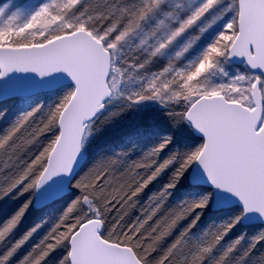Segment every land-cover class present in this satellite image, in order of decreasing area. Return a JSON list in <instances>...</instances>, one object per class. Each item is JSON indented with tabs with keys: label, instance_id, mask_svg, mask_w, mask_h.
<instances>
[{
	"label": "snow or ice",
	"instance_id": "snow-or-ice-1",
	"mask_svg": "<svg viewBox=\"0 0 264 264\" xmlns=\"http://www.w3.org/2000/svg\"><path fill=\"white\" fill-rule=\"evenodd\" d=\"M7 103L0 201L25 199L0 264L41 229L9 241L28 210L70 191L15 264H264V0L0 4V120Z\"/></svg>",
	"mask_w": 264,
	"mask_h": 264
},
{
	"label": "trees",
	"instance_id": "trees-1",
	"mask_svg": "<svg viewBox=\"0 0 264 264\" xmlns=\"http://www.w3.org/2000/svg\"><path fill=\"white\" fill-rule=\"evenodd\" d=\"M22 106L19 103H7L4 105V108L7 112V115L3 120H0V131L5 129L8 124L15 118L18 114ZM53 138L52 133H45L40 137L39 142L30 146L28 152L22 155L23 159H31L32 156L38 154L39 151L42 150L43 146H45L51 139ZM199 142V141H197ZM31 153V155H29ZM5 171H8L6 169ZM163 179V178H162ZM161 181L156 182L154 185L150 186L148 190L145 191L140 197L141 205H143L147 197L151 195L154 191H156L161 184ZM75 195H78L76 192L70 191L64 199L59 200L58 202H51L47 206L41 208L32 207L26 213L25 218L22 221V224L18 226V228L14 231V233L8 238L9 241L14 242L18 239L24 231H26L29 227L33 226L36 223H42L41 229L34 234L32 239L20 250L17 257L14 258L12 264H15L16 259L23 256L27 251H29L32 246L39 242V240L43 237V235L50 229V227L55 223L62 210L66 207V204L70 202L71 198ZM25 197H21L19 199L13 200L10 198H6L4 201H0V225L3 224L10 216L14 213V211L23 203ZM176 197L173 198V202ZM139 206L133 210L132 214L128 217V220H134L136 215L139 214ZM211 223V218H205V220L199 226L200 228H207ZM4 247L0 246V251H3ZM261 249L258 247L257 251ZM58 255L57 253L53 254V257L49 259V264H52V259Z\"/></svg>",
	"mask_w": 264,
	"mask_h": 264
},
{
	"label": "rangeland",
	"instance_id": "rangeland-1",
	"mask_svg": "<svg viewBox=\"0 0 264 264\" xmlns=\"http://www.w3.org/2000/svg\"><path fill=\"white\" fill-rule=\"evenodd\" d=\"M9 2H11V0H0V4L9 3ZM32 2H35V0H32ZM153 70L154 71L155 70H159V66L153 68ZM230 71L232 73L245 72V71H247V68H246V66L243 63H241V64H233L232 63L231 66H230Z\"/></svg>",
	"mask_w": 264,
	"mask_h": 264
},
{
	"label": "water",
	"instance_id": "water-1",
	"mask_svg": "<svg viewBox=\"0 0 264 264\" xmlns=\"http://www.w3.org/2000/svg\"><path fill=\"white\" fill-rule=\"evenodd\" d=\"M232 63L233 64H241V63H243L242 61H241V59L240 58H236L235 60H233L232 61ZM244 65L246 66V64L244 63ZM44 207V206H43ZM36 208V207H35ZM41 208V207H40Z\"/></svg>",
	"mask_w": 264,
	"mask_h": 264
}]
</instances>
